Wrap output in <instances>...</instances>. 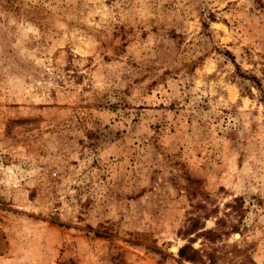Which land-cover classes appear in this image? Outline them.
<instances>
[{
    "label": "rangeland",
    "instance_id": "rangeland-1",
    "mask_svg": "<svg viewBox=\"0 0 264 264\" xmlns=\"http://www.w3.org/2000/svg\"><path fill=\"white\" fill-rule=\"evenodd\" d=\"M0 264H264V0H0Z\"/></svg>",
    "mask_w": 264,
    "mask_h": 264
},
{
    "label": "trees",
    "instance_id": "trees-1",
    "mask_svg": "<svg viewBox=\"0 0 264 264\" xmlns=\"http://www.w3.org/2000/svg\"><path fill=\"white\" fill-rule=\"evenodd\" d=\"M182 251H183V250H181L179 253L182 254ZM181 256H182V255H181ZM188 260L191 261V259H188Z\"/></svg>",
    "mask_w": 264,
    "mask_h": 264
}]
</instances>
